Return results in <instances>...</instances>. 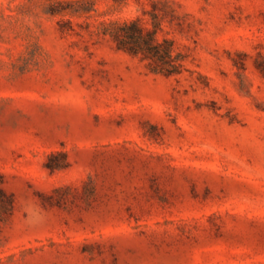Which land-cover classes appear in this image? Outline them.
<instances>
[{
    "label": "rangeland",
    "instance_id": "rangeland-1",
    "mask_svg": "<svg viewBox=\"0 0 264 264\" xmlns=\"http://www.w3.org/2000/svg\"><path fill=\"white\" fill-rule=\"evenodd\" d=\"M0 264H264V0H0Z\"/></svg>",
    "mask_w": 264,
    "mask_h": 264
},
{
    "label": "trees",
    "instance_id": "trees-1",
    "mask_svg": "<svg viewBox=\"0 0 264 264\" xmlns=\"http://www.w3.org/2000/svg\"><path fill=\"white\" fill-rule=\"evenodd\" d=\"M157 28L158 23L155 21L151 28H144L137 19H130L112 21L104 26L102 31L113 39L117 48L147 59L151 70L167 75L179 72L181 54L173 52V41L170 38L157 39Z\"/></svg>",
    "mask_w": 264,
    "mask_h": 264
}]
</instances>
